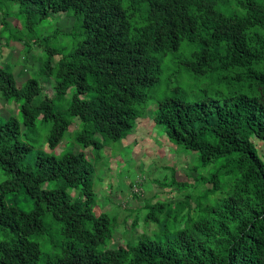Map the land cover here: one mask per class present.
Wrapping results in <instances>:
<instances>
[{"label":"trees","instance_id":"16d2710c","mask_svg":"<svg viewBox=\"0 0 264 264\" xmlns=\"http://www.w3.org/2000/svg\"><path fill=\"white\" fill-rule=\"evenodd\" d=\"M231 1L226 11L219 0H0L5 46L38 47L33 72L55 78L47 96L36 77L18 83L13 68L0 64V96L19 111L0 117V264H264V155L254 142L264 144V0ZM69 12L77 21L73 44L53 46L55 35H38L41 21ZM183 41L196 49L182 67L218 77L227 91L197 100L165 95L150 107L152 121L169 142L197 152L194 171L216 168L193 182L176 180L172 167L171 177L151 179L162 199L126 207L127 227L128 217L119 222L118 211L103 210L96 198L101 150L126 140L150 106L160 54ZM38 120L48 150L32 148ZM66 133L81 150L68 140L55 150ZM116 154L105 156L109 164ZM143 178L130 185L131 198ZM171 186L180 197L166 201L162 192ZM19 192L32 209L5 199ZM120 223L139 236L111 246Z\"/></svg>","mask_w":264,"mask_h":264},{"label":"rangeland","instance_id":"374dc122","mask_svg":"<svg viewBox=\"0 0 264 264\" xmlns=\"http://www.w3.org/2000/svg\"><path fill=\"white\" fill-rule=\"evenodd\" d=\"M235 4L233 1L226 3V0H219L221 10L231 11ZM8 5L10 7V4ZM68 14L70 17L61 18L56 14L41 21L36 26L38 35H55L49 43L53 46H70L73 44L72 35L77 33V21L72 12ZM1 17L2 10L0 9V27ZM8 19L14 24L16 23L13 17H9ZM195 49L196 45L188 41H183L177 50L165 51L163 54H160L161 74L159 81L147 89L149 95L147 102L148 106H150L146 109L144 115L137 119L135 127L127 135L126 140L124 139L120 143L118 141L112 142L111 144H113L114 149L110 145L101 150L102 162L98 167L93 183L96 198L102 204L101 207L103 210L110 213L118 211L117 219L121 223L128 217L126 207H140L143 199L149 197L160 198L158 194H155L158 191L160 192V188L151 179L159 178L162 181L164 176L171 177L170 167L175 170L174 176L176 180L189 182H193L194 175L196 176L198 174L208 178L216 168L214 163H212L207 168H199L197 171H194L193 167L199 166L197 152L169 142L164 133V128L158 124H154L152 121L150 107L156 105L157 102H153L165 95L179 94L187 100H197L205 95L215 97L219 90L220 93H223L221 91H227L223 87V84L218 82V77H195L182 67L180 64L181 61L188 58L190 53ZM35 52H39L38 47L26 51V47H22L18 41L12 42L11 47H6L5 38L0 34V64H8L13 68L18 83H22L24 79L26 80L29 77H36L43 86L42 93L47 96H53L55 78L49 76L37 77L35 72H33V70L39 67L37 61L31 56L32 54L37 55ZM59 57L60 55L54 56V59L57 60ZM71 94V92H67L65 97L60 99L62 100L61 105L67 104ZM10 115L19 116L17 105L12 100H3L0 96V117L8 118ZM76 124L77 122H75V126ZM46 134V126L42 125L40 120H38L36 131L34 132L36 139L31 137V145L34 151L40 149L48 150L47 142L45 141ZM66 140L69 141L68 148L74 151L82 149L74 140V137L69 140L66 133L55 150L61 151L64 149ZM254 142L258 152L264 155V144L256 139ZM112 152L118 153L113 158L117 161L112 160L109 164L110 156H105ZM120 158L123 159L122 162H120ZM139 173H142L146 178L142 179L143 181L139 186L140 193L137 197L131 198L129 196L131 192L130 185L136 180L135 178ZM5 178V172L0 168V182ZM170 189L167 188V192H162V196L165 197L166 201L180 197L179 191H177L175 186H171ZM106 197L112 199L120 207L114 205L109 200L107 201ZM5 199L7 202L14 203L25 210L33 208L32 200L26 198L22 192L16 195L9 193L5 196ZM123 202L124 205L122 206L121 203ZM43 219L44 224L47 225L51 219L50 214L44 213ZM131 220L132 216L127 218V227H129ZM121 223L115 228L114 241L110 244L111 246H115L120 242H131L139 236L138 229L135 228L129 231L127 228L124 229Z\"/></svg>","mask_w":264,"mask_h":264},{"label":"clouds","instance_id":"9594fccd","mask_svg":"<svg viewBox=\"0 0 264 264\" xmlns=\"http://www.w3.org/2000/svg\"><path fill=\"white\" fill-rule=\"evenodd\" d=\"M137 187V186H136ZM135 186H134V188H133V190L134 191H136V192H139L140 193V191H138V190H135V188H136ZM137 188H139L140 189V187H137Z\"/></svg>","mask_w":264,"mask_h":264},{"label":"built area","instance_id":"2783aa9c","mask_svg":"<svg viewBox=\"0 0 264 264\" xmlns=\"http://www.w3.org/2000/svg\"><path fill=\"white\" fill-rule=\"evenodd\" d=\"M135 190H137V188H135Z\"/></svg>","mask_w":264,"mask_h":264}]
</instances>
